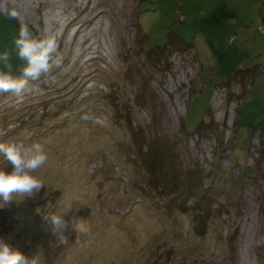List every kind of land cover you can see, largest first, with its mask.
Returning <instances> with one entry per match:
<instances>
[{"label": "rangeland", "instance_id": "rangeland-1", "mask_svg": "<svg viewBox=\"0 0 264 264\" xmlns=\"http://www.w3.org/2000/svg\"><path fill=\"white\" fill-rule=\"evenodd\" d=\"M2 2L18 15L0 13V52H10L13 75L26 63L14 44L21 23L34 37L54 35L62 59L30 81L22 98L0 93L2 139L38 142L48 154L34 173L44 188L0 209V239L42 264H264V97L257 89L248 93L252 100L237 115L227 91L212 96L216 84L232 77L225 69L233 57L227 38L238 28L246 39L264 23V0ZM178 39L191 47L170 51L168 61L155 64L145 53L178 47ZM237 39L233 50L246 54L249 42ZM211 48L215 57L223 54L215 66L214 53L204 56ZM120 98L135 103L131 138L123 120H113L128 110L112 118L108 109ZM210 102L219 139L210 131L189 138L207 119ZM85 114L106 125L81 119ZM152 140L172 146L181 174H216L211 190L224 196L220 212L228 215L215 209L219 220L210 216L207 227L205 216L187 212L180 219L167 202L152 205L142 197L147 175L132 145ZM244 165L256 167L255 178ZM0 167L11 170L2 156ZM49 215L68 221L62 238L53 234ZM73 219L87 230L77 233Z\"/></svg>", "mask_w": 264, "mask_h": 264}, {"label": "clouds", "instance_id": "clouds-1", "mask_svg": "<svg viewBox=\"0 0 264 264\" xmlns=\"http://www.w3.org/2000/svg\"><path fill=\"white\" fill-rule=\"evenodd\" d=\"M0 13L10 19H18L15 11H9L6 4L0 0ZM259 31H264V24L258 26ZM17 56L25 61L20 69L21 75L12 74L11 54L7 50L0 52V93H12L22 98L30 81L39 80L44 74H50L53 67H60L62 57L58 53V45L54 35L34 37L26 24L21 23L18 37L14 40ZM85 121L105 126L106 121L100 117L85 114L81 117ZM5 135L0 130V156L11 165L8 171L0 167V209L8 208L13 202L19 204L27 197L38 194L44 188L43 181L34 173L44 166L48 160L45 146L38 142L26 145L14 140H3ZM65 215V214H64ZM63 216L49 215L53 234L63 237V232L69 227L68 221ZM73 229L79 233L87 229L82 223L72 220ZM0 264H42L38 255L28 257L19 250H13L4 240L0 239Z\"/></svg>", "mask_w": 264, "mask_h": 264}, {"label": "trees", "instance_id": "trees-1", "mask_svg": "<svg viewBox=\"0 0 264 264\" xmlns=\"http://www.w3.org/2000/svg\"><path fill=\"white\" fill-rule=\"evenodd\" d=\"M177 46L178 47L173 46L172 44L170 45L169 43V44H166L164 47H158L150 52H145V53L156 64L164 56L166 57L167 61L170 60V57H169L170 51L177 50V51L185 53L191 47V45L189 44H184V42L180 39H178ZM196 63L198 66V62ZM167 69L170 70V65ZM257 72H258V69L256 68L247 69L241 72L238 71L223 84L215 85L213 92H212V96L216 88H224L228 93L227 95L230 98H233L234 99L233 101L236 102V105H237L236 113L238 115V109L240 107V104L242 103L243 95L249 89L247 85L252 84L251 77L256 75ZM18 74L19 73H16L14 76H17ZM237 86H240V91L238 94L234 92V90H237ZM230 91H232L233 94ZM131 103L130 101H127V100L125 101L120 98L117 101V104H115L114 101H112V104L108 107V109L110 110V113H112L111 114L112 118L113 116H115L113 114H118L119 111L122 112L121 109L128 110V112H126V116H121L122 114L121 113V114L116 115V116H121V117L115 116L117 119L114 118L113 120H116V121L117 120L119 121V119L123 120L124 128L129 138H131V135L134 133V130H132L131 123H132V117L134 114L133 108L135 107L134 106L135 103H132V104ZM120 105L122 106L121 108H120ZM124 105L125 107L123 108ZM211 113H212V106L210 102V110H209L207 119L200 124V126L195 132L188 133L185 130L189 138H192L193 136L199 137V134L205 135L206 132L210 131V132H213L215 135H217L219 139L217 130L214 131L213 129ZM236 124H237V118H236ZM231 144H233V141H231ZM136 146L132 145V147L134 148L133 152H135V155L139 158V161L141 160L142 167L144 169L145 174L147 175V181L144 184V188H142V190L146 189V191H149L148 194L141 195V196L145 198L147 197L148 199H150L152 201V205H156V203L167 202L168 204H165V205L167 209L170 210L169 214L176 213L179 215L180 219H182L181 215L187 212L197 214L199 215V217L205 216V219L203 218L202 222L205 223L207 227H211V224L207 223L208 222L207 219L210 216H211L210 217L211 219L215 218L212 220L214 222H217L219 220V215L212 217L213 214L215 213L214 212L215 209L219 211V214L221 216L222 214L226 215L227 211L220 212V207L223 204V200L221 199L224 198V196L220 194V196L217 197L215 196L214 191L211 190V185L213 184L214 176H216V174L212 173L211 176H207V175H202L199 172L195 174L192 171L185 173V174H181L179 172V169L175 165L174 151H173L172 146L166 142H163L162 140H157L155 142L154 141L149 142V144L141 145L139 147L140 149L137 148ZM250 149H251V146H250ZM217 160H219V157ZM246 168L248 169L249 167H246ZM248 170L249 171L252 170L254 171V173L248 172L247 176L249 178H255L256 177L255 176L256 167H252ZM206 178H209V179L207 180ZM142 190H140L139 195L142 194L141 193ZM215 197L219 198L220 204L214 201ZM228 213L229 212H227V215ZM206 226L204 227V230L206 229ZM196 227L194 226L193 228H196ZM197 229H199V226ZM213 229H216V228H213ZM196 233L198 237L199 236L201 237V234L198 231H196ZM172 259H174V257L173 258L169 257L166 260V262ZM161 262L162 261L159 260L155 264H158Z\"/></svg>", "mask_w": 264, "mask_h": 264}, {"label": "crops", "instance_id": "crops-1", "mask_svg": "<svg viewBox=\"0 0 264 264\" xmlns=\"http://www.w3.org/2000/svg\"><path fill=\"white\" fill-rule=\"evenodd\" d=\"M264 24V23H263ZM245 30L241 31V29L239 30L238 28H236L235 30V34L232 37H228L227 38V44L230 45L229 49H231L230 54L233 56L230 58V60L227 62L226 64V68L227 70H232L230 72V76L234 75L235 73H237L238 71H245L247 69H252V68H256L258 69V72L256 73V75L254 76H250L251 77V89L243 95V99L242 102L244 103V100H252V98L250 96H248L249 94H251V92L253 90H258V94L261 95V97H264V31H259L258 28H253L251 29V33L250 35L248 34V37H246L247 39V43L248 44V50L246 52V54H242L240 53V55H236V48L235 47V42L238 40L237 37L238 35H240L241 37H244V41L245 39ZM237 36V37H236ZM257 45V50L256 52H254V46ZM243 47V46H242ZM210 50V48H209ZM241 51V49L239 50ZM244 51V50H242ZM213 56L211 57V62L212 64L215 66L216 61L217 60H221V56L223 54H218L217 57H215L216 53L213 51V49L211 48V53L210 51H208V53H206L204 56H207L208 58L210 57V55ZM218 67H220L219 70V74H222V64L219 63ZM218 75V74H217ZM225 80L227 81L229 78L231 77H224ZM217 85V84H216ZM243 85V84H242ZM244 86V85H243ZM249 93V94H248Z\"/></svg>", "mask_w": 264, "mask_h": 264}, {"label": "built area", "instance_id": "built-area-1", "mask_svg": "<svg viewBox=\"0 0 264 264\" xmlns=\"http://www.w3.org/2000/svg\"><path fill=\"white\" fill-rule=\"evenodd\" d=\"M19 76H16V77H19ZM247 86L249 88L251 87V85H247ZM236 91H237L236 93L238 94L239 91H240V86H237V90ZM215 94H225L226 95L227 93H226V90L224 88H216L215 91H214V93H213V96H215ZM232 105H233V107H236L237 106L236 105V102H234V101H233Z\"/></svg>", "mask_w": 264, "mask_h": 264}, {"label": "bare ground", "instance_id": "bare-ground-1", "mask_svg": "<svg viewBox=\"0 0 264 264\" xmlns=\"http://www.w3.org/2000/svg\"><path fill=\"white\" fill-rule=\"evenodd\" d=\"M12 6H14V5H12ZM13 8V7H12Z\"/></svg>", "mask_w": 264, "mask_h": 264}]
</instances>
